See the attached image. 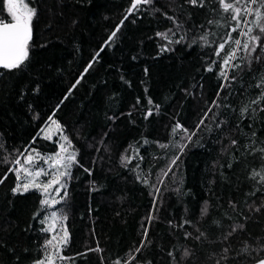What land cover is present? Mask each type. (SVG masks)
I'll return each mask as SVG.
<instances>
[{
    "label": "trees",
    "instance_id": "1",
    "mask_svg": "<svg viewBox=\"0 0 264 264\" xmlns=\"http://www.w3.org/2000/svg\"><path fill=\"white\" fill-rule=\"evenodd\" d=\"M26 2L36 9L28 59L0 69V177L7 176L0 184V264L44 258L52 234L41 220L51 211L64 237L56 264H253L264 257V184L252 179L264 167L256 150L264 146V101L241 115L264 75V33L253 17L249 26L261 39L249 41L246 53L240 29L227 39L234 22L218 0H204V7L153 0L126 20L133 0ZM235 39L240 67L223 69L226 83L221 58L235 50ZM205 114L187 140L183 129H196ZM50 117L79 163L70 169L67 195L63 190L47 206L36 190L13 192L12 169L33 149L57 152L56 138L40 136ZM177 123L182 128L173 134Z\"/></svg>",
    "mask_w": 264,
    "mask_h": 264
},
{
    "label": "snow or ice",
    "instance_id": "2",
    "mask_svg": "<svg viewBox=\"0 0 264 264\" xmlns=\"http://www.w3.org/2000/svg\"><path fill=\"white\" fill-rule=\"evenodd\" d=\"M7 5L9 6L8 11L11 14V19L5 21L3 18H0V69H6V70H13L21 67V65L28 59V49H29V42L32 39V29L31 24L32 20L34 19L36 15V9L33 6H30V3H26L25 0H6ZM153 3V0H133L131 7L126 10V15L124 19L126 20L128 18V15L132 14L133 9L136 11H140V9L137 8V5L140 4H151ZM188 3H190L193 6H196L199 4L200 7H204V0H188ZM218 3L220 5V8L224 13L230 12V19L234 22L227 39L229 41H232V32H237L238 29H240L239 35L248 37V41H245L243 43V51L249 52V41L255 42L257 45L259 44V41L261 39L260 35H254L253 34V28L249 26L248 17H253L252 24L258 29L260 33H264V0H218ZM256 7H253V6ZM243 13V19H241V15ZM169 19H172L169 17ZM209 23H213L212 21H209ZM123 24V20L121 21V25ZM243 25V29L241 26ZM120 26L118 25L117 28L111 33V36L109 37V42L111 41L112 37L116 36V33L119 31ZM246 29V30H244ZM171 31V30H169ZM158 36H162L164 39L168 40L169 43H172L173 41L168 36V33H157ZM180 39H184V37H181ZM201 40L204 41L205 44L208 43V36L207 34L202 35L200 37ZM176 43H179L180 40L175 41ZM234 44L236 45L235 50H230L228 54H226L224 57H222V65L221 70L219 71V75L224 78V81L227 83L229 81V77L226 74V72L223 70L224 68H230L235 69L239 68L240 65L234 63L233 61L236 58V51H239L241 48V40L235 39ZM225 48V43H220L218 45L219 50H223ZM100 51H103V47L100 49ZM256 47L251 48V52H255ZM215 55L217 57L220 56V51H216ZM96 56H99V52L96 53ZM95 62V61H93ZM90 62L87 67L85 68V72L89 68L92 67V63ZM208 71H212L213 68L210 66L207 68ZM147 71V70H145ZM83 79V75L77 79L76 84L80 83V80ZM234 79V77H232ZM75 86V85H74ZM73 86V87H74ZM257 88L261 89L260 94L257 98H254L250 101V104L245 105L241 108V115L243 116L245 113L249 111V107L252 104H260L261 101H264V75L261 76V81L259 84L256 85ZM223 89V85H222ZM221 89V90H222ZM71 93L69 92L68 95ZM65 99H67V95L65 96ZM139 102V101H138ZM149 104H152V100H148ZM218 106V105H217ZM156 109H159V105L155 106ZM211 111V109H209ZM255 109H253V112ZM261 111H264V108L261 109ZM153 114V111L151 108H149L145 114V118L151 116ZM51 120V117L49 118ZM207 119V114L198 122L196 129L189 132L188 129H183L184 134L187 138V140L191 141L192 137L196 135V133L199 131L200 125L204 124V120ZM53 124L57 125L58 130L61 128V126L58 124L57 121L52 120ZM177 128H182V125L177 123L172 131L173 134H175ZM210 130V129H209ZM41 132L44 133L45 129H41ZM47 138V136H45ZM65 141L68 142L69 146H71V141H68V138L64 137ZM35 142V141H33ZM147 142V141H146ZM237 141L232 140L231 144L235 145ZM161 147H165V145H161ZM181 149L184 147H187L186 144L180 145ZM61 149L64 152H67V148H65L63 145H61ZM259 151L262 156L261 159L264 160V146L256 149ZM32 151H35L33 149ZM138 153V149L136 150ZM37 156H40V153H37ZM26 163H33L35 158L29 153L25 158ZM41 159H45L44 157H41ZM130 159V158H129ZM176 159H179L177 156ZM49 160L52 161V167L56 169L55 172L49 173L46 171L43 167H34L32 169L29 168H23L21 169H12V171H16L17 173L20 170H23L26 175H31L33 177L32 180L26 181L21 184H17L16 187L13 189V192H19L20 194H23V192L28 191L30 186H35L37 189L42 190V195H49L48 189L50 187H53L55 185H59L56 190V194L59 195V193L64 190L65 196L67 195L66 187H67V181L71 178V167L74 164H78L79 162L76 159L75 151L72 153H69L67 157L61 156L60 153H56L55 157H48L45 162L47 163ZM175 163V160L173 161ZM15 165H21V160L19 158L14 160ZM60 167H57V166ZM60 168L63 170L61 171ZM85 171H89V169H85ZM50 176L49 179L45 181H37V177H40L41 175ZM61 177H64L65 179L63 182H61ZM17 178L19 179V175H17ZM7 179V176L0 177V184L4 183V180ZM252 179L257 180L259 183L264 184V167H262L259 171L253 170L252 172ZM42 205H48L49 200L48 199H42L41 200ZM56 213H51V216L53 218L56 217ZM61 219L66 220L67 216H63ZM151 220V217H149V221ZM41 223H45L44 220H41ZM46 232L52 231L51 226L49 228L44 229ZM147 227H145V237L147 236ZM67 233L65 232V236ZM190 235V234H189ZM231 235V233L229 234ZM53 239L55 237H52L45 241L44 245V258L39 259L35 262V264H45V260L48 261V264H53L54 254L49 251L48 246L52 245ZM66 243V240L64 241ZM95 251H100V249H95ZM139 251V249H137ZM242 252H248V248H244L241 250ZM224 252L227 253L228 249L225 248ZM55 255H59V250L57 249V252ZM171 255V253H170ZM185 256L189 255L188 251H185ZM61 259H65L62 255L60 256ZM119 264V262H117ZM219 264V262H217ZM257 264H264V257H261L257 260Z\"/></svg>",
    "mask_w": 264,
    "mask_h": 264
},
{
    "label": "rangeland",
    "instance_id": "3",
    "mask_svg": "<svg viewBox=\"0 0 264 264\" xmlns=\"http://www.w3.org/2000/svg\"><path fill=\"white\" fill-rule=\"evenodd\" d=\"M26 2V0H25ZM27 3V2H26ZM4 9L5 11L7 12L8 14V19L10 20L11 19V14L10 12L8 11V8L9 6L7 5L6 3V0H4ZM52 120H49V122L46 124V126L43 128L45 129V132L42 133L40 132V136L43 138V139H46V140H49V141H52L54 140V138L57 139V143H58V150L56 153H60L61 156H64V157H67V155L69 153H72V150L70 149L67 141H65L64 139V135L61 131V129L58 130L57 128V125L56 124H53L51 122ZM45 136H47V138H45ZM61 145H63L65 148H67V152H64L62 151L61 149ZM31 153V155L35 158L34 162L33 163H26L25 162V157ZM37 153L39 152H36V151H29L21 160V165H15L14 169H21V167L23 168H29V169H32L34 167V165L36 167H43L46 171H48L49 173L51 172H55L56 169L52 167V161L49 160L47 163L45 162V160L48 158V157H55V154L53 156H50V155H41L40 156H37ZM41 157H44L45 159H41ZM57 167H60L59 165ZM60 170L62 171L63 169L60 168ZM16 176L19 175V179L17 180V184H21L23 185V183H25L26 181H30L33 179V177L31 175H26L25 172L23 170H20L18 173L16 171H14ZM50 176H45V175H41L40 177H37V181H45L47 179H49ZM65 178L64 177H61V182H63ZM59 187V185H55L53 187H50L48 189V192H49V195L45 196V195H42V190L41 189H37L34 185L33 186H30L28 190H36L38 191L44 199H48L49 200V206H52V205H55L59 202V198H60V195L62 193V191L59 193V195L56 194V188ZM47 205V206H48ZM51 213H53L52 211L46 215V218H45V223H46V227L49 228V226H51L52 228V231H50V233L52 234V237H55V235H58V236H61L60 237V240L58 242V244L56 245V250L53 252L54 256H55V253L57 252V249L59 248V245L63 242L62 240L64 239L62 233H60L57 229V226L55 224V221H54V218L51 216ZM51 246V245H50ZM45 264H48V261L46 260L45 261ZM53 264H56V261H55V257L53 259Z\"/></svg>",
    "mask_w": 264,
    "mask_h": 264
},
{
    "label": "water",
    "instance_id": "4",
    "mask_svg": "<svg viewBox=\"0 0 264 264\" xmlns=\"http://www.w3.org/2000/svg\"><path fill=\"white\" fill-rule=\"evenodd\" d=\"M253 264H257V262L253 263Z\"/></svg>",
    "mask_w": 264,
    "mask_h": 264
},
{
    "label": "flooded vegetation",
    "instance_id": "5",
    "mask_svg": "<svg viewBox=\"0 0 264 264\" xmlns=\"http://www.w3.org/2000/svg\"><path fill=\"white\" fill-rule=\"evenodd\" d=\"M0 2H2V0H0ZM4 3V2H3Z\"/></svg>",
    "mask_w": 264,
    "mask_h": 264
}]
</instances>
